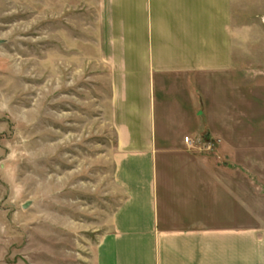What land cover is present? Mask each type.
<instances>
[{
	"label": "crops",
	"instance_id": "0c3cea01",
	"mask_svg": "<svg viewBox=\"0 0 264 264\" xmlns=\"http://www.w3.org/2000/svg\"><path fill=\"white\" fill-rule=\"evenodd\" d=\"M92 4L123 192L92 264H264V190L250 184L264 157L246 154L264 153V83L250 80L251 27H235L234 0ZM202 133L219 155L185 141Z\"/></svg>",
	"mask_w": 264,
	"mask_h": 264
},
{
	"label": "rangeland",
	"instance_id": "374dc122",
	"mask_svg": "<svg viewBox=\"0 0 264 264\" xmlns=\"http://www.w3.org/2000/svg\"><path fill=\"white\" fill-rule=\"evenodd\" d=\"M93 1L0 0V264H92L123 199ZM234 20L251 27L250 80L264 83V0H234ZM219 143L190 147L213 158Z\"/></svg>",
	"mask_w": 264,
	"mask_h": 264
},
{
	"label": "built area",
	"instance_id": "2783aa9c",
	"mask_svg": "<svg viewBox=\"0 0 264 264\" xmlns=\"http://www.w3.org/2000/svg\"><path fill=\"white\" fill-rule=\"evenodd\" d=\"M185 141H186L188 144H191V143H192V141H191V139H190L189 137H186V138H185Z\"/></svg>",
	"mask_w": 264,
	"mask_h": 264
},
{
	"label": "water",
	"instance_id": "95a60500",
	"mask_svg": "<svg viewBox=\"0 0 264 264\" xmlns=\"http://www.w3.org/2000/svg\"><path fill=\"white\" fill-rule=\"evenodd\" d=\"M30 205V202H27L23 205L24 208H27Z\"/></svg>",
	"mask_w": 264,
	"mask_h": 264
}]
</instances>
